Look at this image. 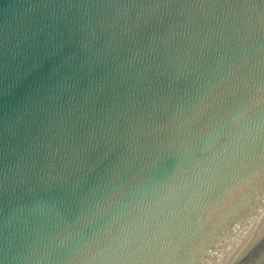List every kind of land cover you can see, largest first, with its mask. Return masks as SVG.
Returning <instances> with one entry per match:
<instances>
[{"label": "water", "instance_id": "obj_1", "mask_svg": "<svg viewBox=\"0 0 264 264\" xmlns=\"http://www.w3.org/2000/svg\"><path fill=\"white\" fill-rule=\"evenodd\" d=\"M0 264H264V0H0Z\"/></svg>", "mask_w": 264, "mask_h": 264}]
</instances>
